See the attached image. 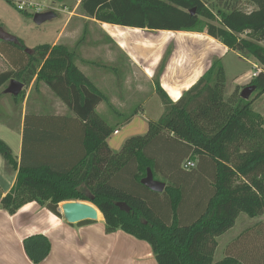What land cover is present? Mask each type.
I'll return each mask as SVG.
<instances>
[{"label":"trees","instance_id":"obj_1","mask_svg":"<svg viewBox=\"0 0 264 264\" xmlns=\"http://www.w3.org/2000/svg\"><path fill=\"white\" fill-rule=\"evenodd\" d=\"M248 1L256 11L246 13L234 2L226 3L230 9L215 13L205 0L81 1L80 11L97 22L150 31L206 33L261 66L249 85L257 88L253 101L242 99L240 88L226 97L221 59L177 103L169 99L157 78L163 115L150 121L146 135L127 140L119 152L108 144L116 127L98 113L108 99L79 69L75 51L56 44L39 46L29 54L20 39L0 44L13 66L12 71L0 74V90L12 80L25 88L35 79L43 82L73 112L77 124L59 132L55 124L66 117L27 115L20 163L0 140V155L17 172L14 187L0 200L1 208L15 215L37 203L64 219L61 204L85 202L102 214L107 234L123 231L147 242L158 264H248V258L250 264H264V240L262 245L258 240L250 246L241 242L252 229L234 241L237 254L215 262L218 239L235 227L241 214L251 219L264 215V117L252 108L264 95V0ZM164 66L165 62L159 74ZM24 96L25 90L13 99L18 103ZM32 135L39 144L37 150L45 149L46 154L67 152L76 143L82 145V153L59 168L46 157L43 163L29 164L25 148ZM188 158H195L197 165L185 171L182 164ZM149 169L154 177L163 176L166 188L162 195L142 185ZM208 192H212L210 197ZM24 247L34 264H41L51 251L44 236L26 239Z\"/></svg>","mask_w":264,"mask_h":264},{"label":"crops","instance_id":"obj_2","mask_svg":"<svg viewBox=\"0 0 264 264\" xmlns=\"http://www.w3.org/2000/svg\"><path fill=\"white\" fill-rule=\"evenodd\" d=\"M44 1L50 3L42 5L37 0L30 1L36 7L33 10L35 13L53 11L56 14V12L67 11L65 33L69 29L70 32L67 33V37L64 36L65 33L60 34L53 45H64L75 51L79 69L107 97L108 103H102L98 107V113L110 123H113L114 115L131 117L130 121H124L122 126L116 127V132L108 139V144L114 152L122 150L127 140L146 135L150 121H157L163 115L164 106L156 92L157 78L169 99L177 103L208 72L215 60H223L231 52L206 33L150 31L100 23L86 17L80 11L79 6L82 0H70L71 4H68V0ZM86 25H90L92 31L86 30L87 27H84ZM82 34V39L90 35L105 38L106 45L102 44V46L110 47L112 51L107 49V58L114 60L115 54L116 58L122 59L132 68L136 79L131 87H129L128 79L124 83L118 82L120 81L117 78L118 70L114 66L104 64L103 66L98 61H89L86 58L89 50H92L94 55L99 54L95 49L97 45H92L90 48L84 42L77 49L72 47L70 42H75L76 38ZM64 39L65 41L61 44ZM164 62L163 71L159 74ZM225 74L226 95H232L236 88L244 89L253 81V74H244L236 77L234 83L230 85L226 69ZM144 85L148 86L151 93L148 101L137 98L145 91ZM4 88L5 86L0 90V99L7 96L5 92H2ZM129 89L134 93L130 94ZM24 90V100L22 104H18L19 108H15V110L20 109L16 111L17 124L14 125L10 120H0V140L11 148L19 163L23 155L27 115L66 117L55 124L59 132L68 128L67 125L72 128L77 127L73 112L43 82L36 83L35 79ZM134 95H136L135 98ZM150 101L154 103L148 104ZM4 105L6 108H11L6 103ZM150 105L152 106L149 107ZM136 106L138 109L136 108L135 111ZM7 116L9 117L8 114ZM29 137H27V145L25 143L29 164L43 163L46 157L47 162H54L59 168L66 162L76 160L82 153V145L76 143L77 148L67 149V152L46 154L45 149L37 150L39 144L34 135L32 138ZM187 161L197 165L195 158H188L182 164V169L185 171L187 170L184 164ZM16 179L17 172L0 155V200L12 190ZM144 192L148 191L144 190ZM163 193L164 191L157 194ZM211 194L212 192H208L209 197ZM164 207L167 211V206ZM61 212L63 214V211ZM238 221L239 218L230 231L238 227ZM248 221H250L249 225L245 229L255 226L264 230V215L255 219L250 218ZM239 229L240 227L237 233L227 241L231 239L236 241L244 234L245 229ZM260 234L264 240L263 231ZM34 236H44L51 244L50 254L41 264H158L152 247L147 242L138 240L123 231L107 234L101 213H99V220L80 226L69 224L65 218L57 217L37 203L24 206L15 215H10L0 206V264H34L27 256L24 247L25 240Z\"/></svg>","mask_w":264,"mask_h":264},{"label":"rangeland","instance_id":"obj_3","mask_svg":"<svg viewBox=\"0 0 264 264\" xmlns=\"http://www.w3.org/2000/svg\"><path fill=\"white\" fill-rule=\"evenodd\" d=\"M12 1L16 6L21 3L20 2L21 0H12ZM37 1L39 4H42V5L43 4L48 5V3H50V2H45L44 0H37ZM63 1H66V0H63ZM205 2L215 13H217L219 10L224 11V10L230 9L226 7V3H231L233 5L234 2H236L237 8L239 10H242L246 13H251L257 10V7L250 4L248 0H205ZM71 3L72 2L68 0V4H71ZM16 6L11 5L7 0H0V27L3 28L10 35L16 37L17 39L22 40L28 49L33 50L42 45H53L56 42L57 37L60 34L65 33V30L67 28L65 26L67 15H68L67 11L56 12V17L54 19L47 21L41 25H37L34 22V15L36 13L33 10H35L36 8L35 6L33 7L27 6L25 8V10H27L26 12L32 14L33 17H28L25 13L20 12L16 8ZM57 7L58 6H56V8ZM84 27H87L86 30L88 29L89 32L92 31V27L90 25L89 26L86 25ZM69 32H70V29L68 30L67 33ZM67 33H65L64 35L65 37H67L68 35ZM243 37L248 38V35L245 34L243 35ZM82 38H83V34L82 36H79L78 38H76L75 42L74 41L73 43L70 42L72 47L74 49H77L80 45H83L84 42L87 43L88 46H90V48H92L91 47L92 45H97L98 47L95 49H97L96 51L99 52V54L96 55L95 53L94 55L93 51L89 50L88 52L89 54L86 55V58L89 61L90 60L98 61V63H100L101 65L104 64V65L111 66V67L114 66L118 70L117 78L118 80H120L118 82L122 81V83H124L128 79L129 84H130L129 87H131V85L134 83L136 79L133 76L132 68L128 65V63L126 64L125 61H123L122 59L116 58L114 54L115 52L113 53L114 60L107 58L106 52H107V49L110 50V47L102 46V44L105 43V38L98 36V35L96 36L90 35V36H87V38H84V39ZM64 41L65 39L62 40L61 44ZM3 43H6V42L0 40V44H3ZM7 49L10 52V48H7ZM8 54L9 53H5V51L3 50V46L0 45V74L4 72L12 71L13 66H12L11 59L7 56ZM222 63L226 69L228 82L230 85L234 83L233 81L236 77H240L241 75H244V74L252 75L253 73H255L257 71V70L255 71V68H257V65L259 67L258 71H260V68H261L260 64L253 57L249 55H244V54L242 55V54H239L233 51H231L228 55H226L223 58ZM8 87H9V84L5 85V88L2 92H5ZM144 90L145 91L139 96H137V98L148 101L151 93L147 85H144ZM242 90L243 88L240 89V94ZM129 92L130 94L134 93L131 89H129ZM226 96L230 97L231 95H226ZM133 97L135 98L136 95H134ZM257 97H258V94L257 92H255L254 94H252L249 100L253 101ZM152 102L153 101H150L148 104H152ZM5 103L7 104V106L9 105L8 107H11V108H6V106L4 105ZM19 103L22 104V101H19L18 103H16L15 100L13 99V96L11 95H7L3 98L1 97L0 99V120H10L14 125H16L17 124L16 123V111H19L20 109L15 110V108H19V105H20ZM151 106L152 105H150L149 107ZM137 107L138 106L135 107V111L138 109ZM252 108L256 113H259L264 117V95L255 100V102L252 105ZM113 113L115 112L113 111ZM7 114L9 115V117L7 116ZM126 118L122 117L121 115L120 116L114 115L112 117L113 123H110L109 121H107L106 118L105 119L108 122L109 126L120 127L122 126ZM155 177H156L155 178L156 180L159 179L163 181V178H162L163 176L157 175ZM248 220H250V218L247 215L241 214V216L239 217V221H238V227H236L233 231H229L228 233L224 234L221 237V239H219L218 241L219 247L217 248V251H216L215 262H219L223 260L225 257L228 256L227 254L235 255L238 253L236 250L238 245L236 244L237 246H233L235 245L234 243L235 239H231L229 241L227 240L230 239L235 233H237L239 227L242 230L248 227L249 222H250ZM250 229H252L251 234L241 239V242H245L247 246L248 245L250 246L252 244L251 241L255 242L258 240L260 245H262L263 240L260 236L261 235L260 232L263 231L264 233V230L258 231V229L255 226H251L245 229L243 233H245L246 231H249ZM244 255L245 257L248 256L247 253H245ZM256 258L257 260H260L259 257H256ZM249 261H251V258L250 260L249 258L247 259L248 264H250Z\"/></svg>","mask_w":264,"mask_h":264},{"label":"water","instance_id":"obj_4","mask_svg":"<svg viewBox=\"0 0 264 264\" xmlns=\"http://www.w3.org/2000/svg\"><path fill=\"white\" fill-rule=\"evenodd\" d=\"M192 15L195 14V10L191 12ZM56 17V14L53 11L39 12L34 15V22L37 25H41L47 21H50ZM0 40L8 43H18V39L9 33H7L3 28L0 27ZM27 53L31 54L32 50L27 49ZM25 85L17 80H12L9 84V87L6 89L5 94L11 95L14 97L19 96ZM257 90L255 86H247L241 92V98L244 100H249L252 94ZM142 185L155 193H162L166 184L155 180L153 172L149 169L147 177L142 180ZM121 208H125L127 211L130 209L124 204L120 203ZM61 211H63L64 218L68 221L69 224H79L85 221H97L99 220V211L98 209L85 202H65L60 205Z\"/></svg>","mask_w":264,"mask_h":264},{"label":"built area","instance_id":"obj_5","mask_svg":"<svg viewBox=\"0 0 264 264\" xmlns=\"http://www.w3.org/2000/svg\"><path fill=\"white\" fill-rule=\"evenodd\" d=\"M27 6H29V7H33V5L30 3V1L29 2H21L19 5H18V7H19V9L20 10H25V8L27 7ZM38 11H41V10H38ZM39 13V12H38ZM258 66H257V68H255V73H253V79L254 78H256L257 76H258V74H259V72L260 71H258ZM195 163L194 162H192V161H187L185 164H184V168L186 169V170H190V169H192V168H194L195 167Z\"/></svg>","mask_w":264,"mask_h":264}]
</instances>
